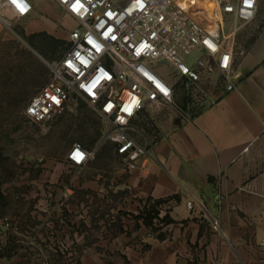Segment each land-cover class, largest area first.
<instances>
[{"label": "crops", "instance_id": "1", "mask_svg": "<svg viewBox=\"0 0 264 264\" xmlns=\"http://www.w3.org/2000/svg\"><path fill=\"white\" fill-rule=\"evenodd\" d=\"M263 21L259 10L253 23L262 26L242 49L233 90L217 88L194 114L178 94L174 105L143 111L135 125L148 155L134 169L118 156L116 171L86 173L87 203L116 212V264H264ZM151 208L158 212L152 227L166 214L174 222L146 225ZM62 222L59 239H77L67 231L73 226L89 227L87 219Z\"/></svg>", "mask_w": 264, "mask_h": 264}, {"label": "rangeland", "instance_id": "2", "mask_svg": "<svg viewBox=\"0 0 264 264\" xmlns=\"http://www.w3.org/2000/svg\"><path fill=\"white\" fill-rule=\"evenodd\" d=\"M33 1L30 17L10 14L9 25L0 22V264H116V212L108 204L87 203L92 197L85 191L86 173L108 175L120 162L112 143L99 144L102 118L76 96L62 113L43 123L32 122L24 113L50 76L48 63L63 55L76 24L54 1ZM259 10L264 13V0H259ZM225 26L232 27L231 17ZM261 26L242 27L240 49ZM152 66L165 76L173 72L164 60ZM201 86L182 84L176 90L178 104L190 114L200 111L222 85L214 76ZM74 143L97 148L90 167L71 164L67 154ZM65 189H71L70 196H64ZM80 219H87L89 227L67 229L77 239H59L62 221ZM157 219L153 229L160 226Z\"/></svg>", "mask_w": 264, "mask_h": 264}, {"label": "built area", "instance_id": "3", "mask_svg": "<svg viewBox=\"0 0 264 264\" xmlns=\"http://www.w3.org/2000/svg\"><path fill=\"white\" fill-rule=\"evenodd\" d=\"M52 1L76 24L69 47L48 63L50 76L24 113L43 123L62 113L73 96L87 101L104 123L99 144L112 143L129 169L149 153L135 125L143 111L174 105L181 84L202 89L217 76L227 91L236 87L243 76L236 65L244 56L237 37L259 8V0ZM34 9L33 0H0V22L9 25L10 14L30 17ZM226 17L232 18L230 29ZM158 60L173 72L165 76L152 66ZM96 153L74 143L68 159L82 167ZM213 226L218 229V221Z\"/></svg>", "mask_w": 264, "mask_h": 264}, {"label": "trees", "instance_id": "4", "mask_svg": "<svg viewBox=\"0 0 264 264\" xmlns=\"http://www.w3.org/2000/svg\"><path fill=\"white\" fill-rule=\"evenodd\" d=\"M68 47H69V43L67 45V48ZM161 202L163 201H156V203H161ZM157 216H158V212L154 208H151L149 211H145V216H144L145 224L152 227L153 219L156 218ZM160 221L163 222L164 224H170L174 222V220L168 214H166L163 218H161ZM159 237L161 238L162 235H160Z\"/></svg>", "mask_w": 264, "mask_h": 264}, {"label": "snow or ice", "instance_id": "5", "mask_svg": "<svg viewBox=\"0 0 264 264\" xmlns=\"http://www.w3.org/2000/svg\"><path fill=\"white\" fill-rule=\"evenodd\" d=\"M18 7H19V5H18ZM24 9L23 8H21V11H23Z\"/></svg>", "mask_w": 264, "mask_h": 264}]
</instances>
